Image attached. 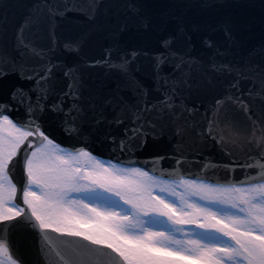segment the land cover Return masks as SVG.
I'll return each instance as SVG.
<instances>
[{"label": "snow or ice", "instance_id": "snow-or-ice-1", "mask_svg": "<svg viewBox=\"0 0 264 264\" xmlns=\"http://www.w3.org/2000/svg\"><path fill=\"white\" fill-rule=\"evenodd\" d=\"M0 264H264V0H0Z\"/></svg>", "mask_w": 264, "mask_h": 264}, {"label": "water", "instance_id": "water-1", "mask_svg": "<svg viewBox=\"0 0 264 264\" xmlns=\"http://www.w3.org/2000/svg\"><path fill=\"white\" fill-rule=\"evenodd\" d=\"M22 3L30 2V0H21ZM24 15V10L17 9L16 10V20L19 22L20 18ZM73 15H76L73 13ZM95 56H100L102 53L97 50L95 53H93ZM67 61L69 63L72 62L73 57L71 55H68L66 57ZM97 72L103 71L102 69H97ZM147 83L151 84V81H146ZM204 102L206 105H210L211 103V96L205 97ZM217 135L223 137L222 143L227 146L228 148L232 149L233 155L237 160H243L244 158V151L237 148V146L233 143L235 139H239L241 141L246 140V136L242 134H238L235 130L224 127L217 130ZM184 141V150L186 151H201L203 156H214L219 160L227 159L226 153L224 152L223 148L221 147H215L210 148L207 147L202 141L199 139H193L189 136L185 135L183 137ZM173 146L172 142H169L167 138H163L158 142L152 141L151 137L149 138V142L146 145V147L143 149L142 153L140 154L141 158L148 155H155L158 153H162L166 150L171 149ZM165 167L168 166L167 162H165ZM235 178L239 179L242 178V170L240 168H236L233 173H231Z\"/></svg>", "mask_w": 264, "mask_h": 264}]
</instances>
